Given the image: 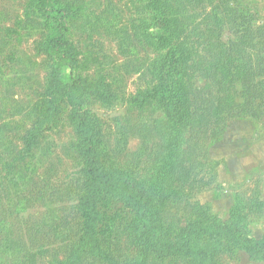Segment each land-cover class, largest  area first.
<instances>
[{"label":"rangeland","instance_id":"obj_1","mask_svg":"<svg viewBox=\"0 0 264 264\" xmlns=\"http://www.w3.org/2000/svg\"><path fill=\"white\" fill-rule=\"evenodd\" d=\"M174 1L180 10L181 38L193 65L191 80L186 75L185 81L196 88L197 108L211 112L203 126L194 129L190 145L181 143L183 153L175 163L166 160L172 149L164 141L165 134L174 129L165 127L172 121L164 116L168 97L157 94L162 90L160 77L151 71L160 53L148 43L138 0L56 1L68 9L65 41L75 55L60 63L63 76L65 80L80 76L85 83L102 171L158 180L164 176L161 171L169 172L164 178L181 192L179 204L166 210L169 218L175 214L171 230L186 228L187 218L200 213L195 209L191 217L187 214L185 201L192 181H211L193 191L192 202L209 206L214 218L223 221L236 206L242 235L260 240L264 236V0ZM48 23L34 0H0V182L13 190L18 184L21 192L32 196L28 211L21 213L26 216L24 223L8 218L15 239L35 252L41 264L64 260L69 245L83 234L87 216L76 202L91 191L66 96L61 95L54 120L44 123L35 139L31 133L49 98L50 76L59 61L47 45ZM219 96L225 109L214 125ZM181 134L187 138L186 127ZM205 154L215 161L209 163L212 166L201 162ZM5 164L16 175L8 173ZM91 196L97 200L95 225L106 258L85 262L113 264L109 260L115 259L123 264L134 253L130 224L135 212L113 189L103 188ZM49 198L55 203H49ZM55 213L63 217L56 223L71 233L70 238H37L31 229L47 223ZM2 215L0 211V219ZM173 231L174 239L178 234ZM263 256L252 257L243 244L221 240L212 258L217 264H264ZM179 257L151 256L146 264H187L191 259Z\"/></svg>","mask_w":264,"mask_h":264},{"label":"trees","instance_id":"obj_2","mask_svg":"<svg viewBox=\"0 0 264 264\" xmlns=\"http://www.w3.org/2000/svg\"><path fill=\"white\" fill-rule=\"evenodd\" d=\"M34 1L45 18L50 20L47 45H50V53L56 54L59 61L57 66L53 67L50 76L49 98L44 104L41 115L37 116L36 127L31 133L35 139L39 132L38 129L44 123L54 120L60 108V97L61 95L66 96L73 108V118L78 131L81 155L85 162L84 174L88 180L87 188L91 190L87 197L78 199L76 202V205L84 207L87 216L84 228L80 231L83 234L69 245L64 260H57L48 264H86L85 261L89 258H106L100 248L97 237L99 232L95 225L99 218V212H97L95 205L97 200L91 196L95 193L100 194L103 188L120 192L127 206L135 212L134 220L130 224V237L131 244L134 246V253L126 258L123 264H146L151 256L159 258L181 256L191 258L187 264H217L212 256L221 247V240L243 244L252 257L260 253L264 255V236L260 240H255L246 239L242 235V231L239 229L242 217L237 213L236 206L233 207L230 218L223 221L219 217L214 218L209 206L204 207L192 202L193 191H199L200 185L210 184L211 181L204 184H200L196 180L192 181L190 188L187 189V200L185 201L187 214L191 217L195 214V209H199L200 213L196 214V218H187L186 228H177L173 231L171 229L175 214L169 218V212L166 213V210L173 204H179L181 192L178 189H173L171 182L164 178L165 175H169L168 171H161V176H164L158 180L157 177L149 178L145 175L140 179L120 173V176L117 173L108 174L99 168V139L87 109L85 83L80 76H74L72 80H65L60 64L69 62L71 58L73 60L75 57L72 50L67 48L70 44L65 41L68 31L66 20L68 9L58 6L57 0ZM138 1L143 6V26H145L143 28L146 30L145 35L150 36L148 43L156 45L160 53L157 59L158 63L156 61L154 66L152 64L151 71L155 78L160 77V87L162 90L164 89V92L161 93L162 90H160L157 91V94L168 97V110H165L164 116L172 118V121L166 122L165 127L167 129L173 127L174 129L165 134L164 141L172 149L171 154H168L169 158L166 159L167 163L171 164L175 163L174 159L177 160L183 153L181 143L183 146L185 145L183 143L187 141V145H190L194 136V129L203 126V121H206L207 116H209L208 113L211 112L204 107L197 108L196 88L188 87V81H185L186 75L187 80H191L189 70L193 65L189 64L191 55L186 52L184 41L181 38L182 27L179 21V7L173 5L174 0ZM151 28L154 31L151 32ZM218 100L219 102L214 104L216 116L214 125L218 124L219 115L225 109L220 96ZM201 108L204 112L202 111L200 114ZM185 127L187 128V138L181 134V129ZM33 138L31 137V144H34ZM207 159L210 160L209 155L205 154L201 162L206 161L208 165L215 163V161H207ZM168 164L165 166H169ZM4 168L8 169L6 164ZM12 172L16 175L13 168L8 169V173ZM151 181L154 182L151 183ZM14 186L13 190L8 183L0 182V211H3L0 219V264H41L35 252L29 251L26 246L15 239L13 226L9 225L12 224L11 219L8 218L9 215L14 216L21 224L26 221V216L21 213L28 211V200L32 198L29 194L26 195L25 192H21L18 184ZM13 197L15 199H12ZM48 200L51 204L55 203L52 198ZM9 202L12 207L7 208ZM56 219L63 220V217L55 213L47 223H40L38 226H34L31 231L37 238L45 241L54 240L52 235L56 239L61 237L62 241L68 240L71 233L63 231L60 228L61 225L58 226L56 223ZM171 231L178 236L173 239L174 235H171ZM109 261V263L118 264L115 259Z\"/></svg>","mask_w":264,"mask_h":264}]
</instances>
